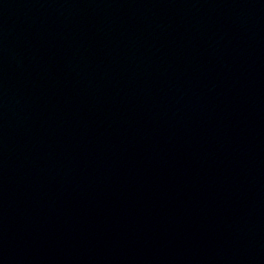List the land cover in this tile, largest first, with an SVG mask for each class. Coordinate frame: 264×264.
Instances as JSON below:
<instances>
[{
  "label": "water",
  "instance_id": "1",
  "mask_svg": "<svg viewBox=\"0 0 264 264\" xmlns=\"http://www.w3.org/2000/svg\"><path fill=\"white\" fill-rule=\"evenodd\" d=\"M0 264H264V0H0Z\"/></svg>",
  "mask_w": 264,
  "mask_h": 264
}]
</instances>
